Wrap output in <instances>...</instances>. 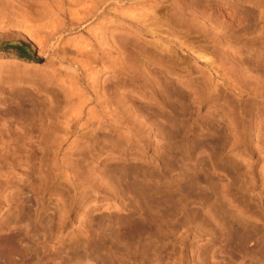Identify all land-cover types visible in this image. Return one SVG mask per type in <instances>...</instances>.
<instances>
[{"label": "rangeland", "instance_id": "374dc122", "mask_svg": "<svg viewBox=\"0 0 264 264\" xmlns=\"http://www.w3.org/2000/svg\"><path fill=\"white\" fill-rule=\"evenodd\" d=\"M0 264H264V0H0Z\"/></svg>", "mask_w": 264, "mask_h": 264}, {"label": "trees", "instance_id": "16d2710c", "mask_svg": "<svg viewBox=\"0 0 264 264\" xmlns=\"http://www.w3.org/2000/svg\"><path fill=\"white\" fill-rule=\"evenodd\" d=\"M2 50L6 53H12L19 59L27 60L31 58L32 46L29 41L19 40L14 43H5Z\"/></svg>", "mask_w": 264, "mask_h": 264}, {"label": "bare ground", "instance_id": "6f19581e", "mask_svg": "<svg viewBox=\"0 0 264 264\" xmlns=\"http://www.w3.org/2000/svg\"><path fill=\"white\" fill-rule=\"evenodd\" d=\"M14 59V58H13ZM14 60H17V61H22L21 59H14Z\"/></svg>", "mask_w": 264, "mask_h": 264}]
</instances>
